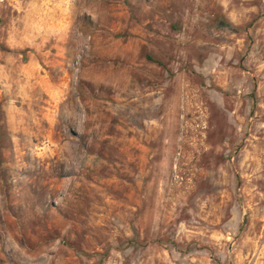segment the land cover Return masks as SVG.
Returning <instances> with one entry per match:
<instances>
[{"label": "rangeland", "instance_id": "374dc122", "mask_svg": "<svg viewBox=\"0 0 264 264\" xmlns=\"http://www.w3.org/2000/svg\"><path fill=\"white\" fill-rule=\"evenodd\" d=\"M0 264H264V0H0Z\"/></svg>", "mask_w": 264, "mask_h": 264}, {"label": "trees", "instance_id": "16d2710c", "mask_svg": "<svg viewBox=\"0 0 264 264\" xmlns=\"http://www.w3.org/2000/svg\"><path fill=\"white\" fill-rule=\"evenodd\" d=\"M149 58V60H151V58L150 57H148ZM155 62H157V61H155Z\"/></svg>", "mask_w": 264, "mask_h": 264}]
</instances>
